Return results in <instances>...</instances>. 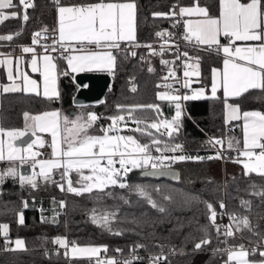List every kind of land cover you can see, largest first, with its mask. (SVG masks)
Instances as JSON below:
<instances>
[{
  "label": "trees",
  "instance_id": "obj_1",
  "mask_svg": "<svg viewBox=\"0 0 264 264\" xmlns=\"http://www.w3.org/2000/svg\"><path fill=\"white\" fill-rule=\"evenodd\" d=\"M94 1L98 0H59V4L56 0H31L34 7L25 10L16 0L18 16L0 23V36L12 35L13 39L0 40V49L17 52L21 46L33 43L34 33L53 29L57 5ZM175 1L134 0L135 42L139 47L135 56L127 51L113 55L115 66L110 74L111 82L100 101L74 104L72 98L77 87L72 74L63 71L59 78V98L22 92L3 94L0 106L1 128H25L24 113L34 116L59 109L63 117L78 123H84L89 113L95 114L97 119L87 128L89 136L103 134L112 117L123 115L124 123L129 125L125 133L139 140L142 145L148 144L150 150L154 146L153 139L158 140L159 144L185 139L192 150L205 151L212 147L206 135L221 138L225 142L230 138L227 135L229 129L232 128L236 134L240 130V115L243 112L257 110L264 113V89H250L228 99L221 94L187 99L185 105L190 119L185 121L183 131L173 132L169 136L165 128L159 127V131L146 129L149 124L167 119V101L159 100L157 92L162 90L163 80L171 83L174 81L175 77L169 76V73L174 72L176 54L164 50L146 52L143 45L159 39L160 36L156 35L158 32L164 33L172 27L174 16L170 13ZM180 3L183 7L194 3L204 6L212 16L219 12V0H180ZM261 12L264 13V0H261ZM25 13L27 21L23 19ZM154 13L167 15L156 16ZM210 51L212 49H194L188 56V61L199 62L200 85L206 88L210 82V70L217 64V59L209 54ZM65 59L57 60L62 65ZM150 67L153 69L151 72L148 70ZM133 87L135 91H132ZM226 102L238 108L239 119L226 120ZM147 105L157 107H136ZM73 110L76 113L70 114ZM136 120L144 123L137 125ZM137 127L151 132V136L134 131ZM234 159L231 156L227 160ZM116 167H120L119 162ZM143 169L146 168L127 174H123L120 169L117 185H109L103 191L94 188L80 195L67 190L69 178L73 187L79 189L81 186L77 174L62 178L64 171L61 168L54 169L47 180L37 176L33 180L36 187L27 182L21 184L17 177L4 176L0 179V225H7L8 233L0 235V264L105 262L100 257L71 258L67 248L72 246H100L101 254L114 256L139 253L140 257L133 264H151V254L166 257L160 260V264H228L226 247L237 248L243 245L249 248L251 243H264V196L254 194L264 191V176L253 172L246 176L244 172H239L224 180H210L200 176L196 170L197 173L191 168H182L179 180L173 182L142 177L140 171ZM119 183L127 186L121 188ZM61 184L64 185L63 191L59 187ZM138 189H143L158 207L153 208L148 199L139 194ZM242 200L249 203L242 205ZM221 203L229 215L234 214L240 220L247 218L252 230L249 231L241 224V230L234 232L233 236L218 232L209 220L207 205L211 204L214 209L220 210ZM159 208L164 211L161 212ZM106 213H115L106 226L93 222V216L99 218ZM21 216L23 223H20ZM232 222L236 230V222ZM16 238L23 241V249H14L13 241ZM58 238L65 239L67 247L54 243ZM203 239L209 243L199 250L195 249V244ZM250 258L259 256L256 252L250 253Z\"/></svg>",
  "mask_w": 264,
  "mask_h": 264
},
{
  "label": "snow or ice",
  "instance_id": "obj_2",
  "mask_svg": "<svg viewBox=\"0 0 264 264\" xmlns=\"http://www.w3.org/2000/svg\"><path fill=\"white\" fill-rule=\"evenodd\" d=\"M59 4V0H56ZM19 4L23 6L26 10L30 7H34L31 0H19ZM15 7L13 0H0V23L8 18H16L17 13L12 12L10 16L4 13V9ZM220 15L219 18L209 17L208 10L204 7H181L179 15L184 16L185 14L192 16L198 15L203 17V19L196 21H186L185 30L186 35L185 40L191 41L195 39V43L198 45H217V50L222 48L223 53L226 55L224 60V72H223V82L222 87L225 97L229 95L239 96L243 92H247L249 89H264V71H258L256 68L246 66L236 62V59L247 61L248 65H258L260 70H264V44L260 47L253 48H235L233 52L229 46L219 45L218 37L223 34L226 38H229L230 44L233 40H244V41H256L264 40V34L258 31L261 28L262 16L264 13L261 12V0H250L248 3H241V0H219ZM135 4L134 3H105L103 0L95 4L86 5H74V6H59L58 16H59V41H69L76 42L77 44L84 45L95 44L97 47L115 48L119 49L120 41H134L135 40ZM175 15V13H170ZM154 15H167L161 13H154ZM24 21L28 20V16L25 13L23 16ZM43 31H47L44 29ZM19 33H17L18 35ZM43 35V32H36L33 34V44L38 43L37 37ZM157 36H162L164 33H157ZM12 35L0 36V40H12ZM103 42V43H102ZM56 41H53L55 45ZM139 47V45H135ZM61 47L64 44L61 43ZM151 47V46H148ZM22 51L24 53L34 52L31 47H23ZM52 51H56L53 46ZM67 51V48H65ZM153 54H155L153 52ZM132 56H135V52H131ZM187 57L188 53L182 54ZM180 56H177L179 59ZM39 59L44 61V71L41 72L44 82V96L48 98L58 97L59 93L55 88V75L54 70L56 65L53 63V57L50 55H44ZM69 66L73 71H83L91 70L93 65H105L109 70L115 66V57L111 51H106L103 54L91 53L89 55L81 56H71L67 58ZM37 62V57L33 56L32 63L34 65L33 71H38L39 69L35 67ZM167 64V61H161ZM11 64V58L7 57L0 60V64ZM150 72L153 70L151 67L148 69ZM199 75L198 71L189 73L185 71V77L190 75ZM19 75V73H18ZM174 72L169 73V76H174ZM9 80H14L11 71L8 74ZM168 77H165L167 79ZM24 87L13 82L12 86L4 87V92H17V91H33L36 86V81L30 80L26 75L23 77ZM185 87L188 86V81H185ZM135 87L132 91H135ZM217 91V81H216V70H213V84H212V95L215 97ZM37 95L39 93L37 92ZM159 99H171L173 101H179L181 97L179 96H166L165 94H158ZM196 97L184 96L183 99H194ZM176 114L172 121H163V125L166 130H168V135L171 136L173 132L179 131L180 119H181V105L176 103ZM121 106H118V108ZM136 107H147L156 108L155 105L147 106H136ZM226 109L231 108L232 119H239L236 115L238 108L231 107L225 104ZM26 120V128L28 127L27 121H33L31 127L39 131H49L52 135V156L56 159L47 161H38L41 173L46 180L50 178V173L54 169L64 168L62 178L68 177L70 170L75 169L79 172L82 168H88L91 170L92 175L83 176L81 174L82 181H91L87 186L81 188H75L72 186V181L69 178L67 180L69 192H74L77 195L83 192H91L94 188L103 191L105 187L109 185H117L118 178L120 176V169L125 172L129 170L128 165L133 168L144 167L147 168L149 165L152 169H162L167 168L168 165L165 164V160H184L185 156H173V157H154L151 155L148 144H140L132 136H109L108 131L121 120H124V116L112 117L113 126L110 129L104 130V136H89L87 135V128L91 127L92 123L97 119L95 114L89 113L88 118L84 123H78L77 121H71L73 125L72 129H68L67 125L70 123L67 117L63 118V125L66 131L72 133L73 139H69L67 136H62L59 143L67 144V148L58 147L57 137L61 130V118L58 112H45L42 115L30 116L29 113H24ZM131 116V113H129ZM244 116V150L239 153L240 156L248 158V162L243 163V168L245 169L244 175H249L252 172L258 175L264 176V114L259 112H245ZM252 118V119H250ZM137 125L144 123L143 121L136 120ZM159 124L152 123L146 126L147 128H153L159 131ZM146 129H140L137 127L134 131H140L142 134H147L151 136V132H147ZM0 133H4L3 129H0ZM35 134V132H33ZM9 137L14 139H19L25 132L23 131H9L6 133ZM121 142H123V151H121ZM35 143V141H33ZM154 145H158L160 142L156 139L152 140ZM215 143L222 144V141L216 140ZM129 145L134 146L132 151H129ZM42 146V145H41ZM232 142L229 141L228 147L231 148ZM10 147V153L8 155L9 160H16L18 157L17 152L21 151L13 146ZM32 148V144L28 145V149ZM182 145H175L171 150L175 152L181 149ZM259 148L260 152L257 154L253 149ZM24 149L23 151H28ZM157 151H162L160 148ZM30 155L34 158L37 153L31 152ZM119 155L120 169L113 167L115 161L112 159L113 156ZM191 159V157H188ZM210 159L212 157H209ZM215 158H220L219 154ZM5 159L3 155V141H0V160ZM21 162L25 161L23 155L19 156ZM107 159V165H102L101 161ZM236 162H240L237 160ZM153 174V173H150ZM164 174V173H161ZM5 175H15V169L9 168L6 173H0V179H3ZM21 184L27 182L36 187L35 182L32 177L20 176ZM127 185L124 183H119V187L124 188ZM61 190H64V185H59ZM139 194L148 199V202L153 208L158 207L157 204L148 197V194L143 189H138ZM255 195L264 196V191L259 193H254ZM168 199V197H165ZM249 202L241 201L242 205H247ZM26 206V205H25ZM63 202H61V207H63ZM210 216L209 220L215 225L216 212L211 204L207 205ZM224 204L221 203V208ZM161 212L164 211L163 208H159ZM115 213H106L103 217L93 216L94 223H102V226H106L109 218L114 217ZM230 220L236 222V231H240V225L242 224L245 228L251 231V227L247 218L240 220L234 214L229 216ZM20 223H23V217H20ZM217 231L219 232V226ZM226 231L224 235L233 236L234 232L231 226H225ZM0 229H5L4 235H7L6 229L7 225H0ZM119 234V233H117ZM54 243H59L61 246L66 247V241L63 239H57ZM209 243L207 239H203L195 244V249L199 250L203 245ZM15 246L17 249H22L24 244L22 240H16ZM140 247V246H137ZM73 253H86L95 255L101 251L100 248L87 247V248H76L73 247ZM106 251V249H105ZM119 251V250H118ZM256 252L254 248L252 254ZM261 257H264V251L260 253ZM249 252L244 249L243 245L239 246L238 250H229V261L233 259L238 260V264H249L246 257ZM138 259V257H133L131 260H126L123 264H133V261ZM161 259H166V257L158 256L151 258V264H160ZM97 264H119L115 259L107 260L106 262L97 261ZM264 264V260L260 262Z\"/></svg>",
  "mask_w": 264,
  "mask_h": 264
},
{
  "label": "crops",
  "instance_id": "obj_3",
  "mask_svg": "<svg viewBox=\"0 0 264 264\" xmlns=\"http://www.w3.org/2000/svg\"><path fill=\"white\" fill-rule=\"evenodd\" d=\"M99 2H101V0L94 1V2L79 3V4L57 5L55 8L56 22H55L54 28L57 30L58 36H59V16H58V7L59 6L68 7V6H74V5L95 4V3H99ZM103 2H105V3H134L135 4L134 0H103ZM248 2H250V1H247V2L241 1V3H248ZM13 4L15 5V7H11V8H7V9L3 10L6 15L10 16V14L12 12H16L17 16H18V11L16 9V5H17L16 0H13ZM196 6L204 7V6L195 4V3L187 5L185 7H196ZM219 15H220V7H219V12L217 15L212 16L209 14V17L219 18ZM200 19H203V17L198 16V15L189 16V15L185 14V22L186 21H196V20H200ZM5 20H7V19H5ZM262 20H264V16H262ZM258 31H260L262 34H264V23H262L261 28ZM218 39H219V45L229 46L233 52L235 51V48H237V47H239V48L253 47V48L258 49L260 47V45L264 44V40H256V41L233 40V42L230 44L229 38H226L225 36H223V34H221L218 37ZM192 40L195 42L194 38ZM134 41H136V8H135V40ZM134 41H131V42H134ZM123 42H129V41H123ZM64 43L71 44L74 42L64 41ZM23 47H31L34 49V52L24 53L22 51ZM198 47H200L198 49L205 50V51L208 49H212V51H210L209 54L214 55L215 59H217V64L212 66V68L210 70V82H209V86L206 88V87L200 85L199 62L197 60L188 61L189 65L192 67V69H191V71H189V73H193L194 71H198V73H199V75L193 74V75H190V76L185 78V81L186 80L188 81V87L191 89V93H190L189 97H192V95L194 94V88L195 87L204 88L206 90L205 92L208 95V96H203V92L198 93L197 94L198 98H200V97H202V98L213 97V95H212V84H213V70L214 69L216 70V81H217V91H216L215 96L221 94L224 98H227V99L237 97L236 95H229L228 97H225V95H224V91H223V87H222L223 72H224V60L228 57H226V55L223 53L222 48H220V50H217V45H212L211 47H209L208 45H198ZM0 48H2V47H0ZM104 52H106V51L76 52V53L71 54L69 57L89 55L91 53L103 54ZM44 55H50V54L39 52L37 46L33 43L21 46L17 52H10V51H5V50L0 49V60L7 58V57H10L11 61H12V63L10 65L6 64V63L0 64V106H1V98H2L3 94L22 92V93L37 95V92H38L39 96L45 97L43 94L44 82H43V77L41 76V72L44 71V61L39 59L40 57H42ZM33 56L37 57V62H36L35 67H37L39 69L38 71H33V67H34V65L32 63ZM50 56H52V55H50ZM236 62L240 63V64H244L246 66L256 68L258 71H264V70H260L258 65H248L247 61H242V60L236 59ZM53 63L56 65V68L54 70L55 88H56V91L59 93V95H58V97L54 96L52 98H59L60 97L59 78H60V74L63 71H67V72L71 73L72 79H73L74 74L79 73V72H106V73L111 74L112 70L114 69V68H112L111 70H109L108 67L105 65H93L91 70L86 69L83 71H73L72 68L68 64L67 58L62 63L63 66L59 63V61L55 57H53ZM9 71H11L14 80H9V78H8ZM18 73H19V75H18ZM25 75L30 80H34L37 82L36 86H33L34 87L33 91H28V92H25L23 90L17 91V92H4L3 91L4 87L12 86L13 82L20 85L21 89H23V87H24L23 77ZM158 94H165L166 96H169V97L174 96L173 94H170L163 89L159 90L157 92V98H158ZM46 98H48V97H46ZM159 100L167 101V104L171 101V99H159ZM227 104L230 105L231 107L236 108V106L233 103L227 102ZM46 112H49V113L58 112L60 114L61 130H60V133L58 134V137H57L58 147H62V148L66 149L67 144H60L59 143L61 137L67 136L69 139H73V136H72V133L70 131H66L64 128V125H63V118L64 117L62 116L61 111L58 109V110H50V111H46ZM245 112H259L261 114H264V113L257 111V110L245 111ZM245 112H243L240 115L241 116L240 130L234 136H230V138L224 142V145L226 147H228L229 141H231L232 145H233L232 147L238 146V147H243V149H244V131H243V129H244L245 120H244L243 114ZM43 113H45V112L38 113L36 115H42ZM227 113L230 114V117H226ZM238 114L239 113L237 112L236 115L238 116ZM36 115H34V116H36ZM231 117H232L231 108L226 109V107H225V118H226V120L227 121L233 120ZM250 119H252V118H250ZM71 121H75V120H69L70 123L67 125L68 129H72V127H73V125L71 124ZM32 124H33V121L30 120L27 128L25 127V128L3 129L4 133H0V141H3V155L5 157V159L0 160V173H6L9 168H14L15 169V175H9V176L17 177L20 179V176L23 175L24 177H32L34 180L37 176H42V175H40L41 169H40L39 163H36V162L56 159L55 157L52 156V154L49 158H43L42 154L39 150V148H41L44 144H48V146L50 147V150L52 152V147H51L52 135H51V132L36 130L33 127H31ZM0 129H2L1 126H0ZM9 131H23V132L31 133L33 136L32 140L30 141V143L32 144V148L28 149L27 147H20L19 144L14 143L13 141L15 139L6 135V133ZM33 132H35V134H33ZM123 134H124V136H129L126 133H123ZM34 140L36 142L32 143V141H34ZM137 142L140 143L139 140H137ZM10 145L15 147L16 149L21 150V151L16 153V155L18 157L16 160H9L7 158L9 153H10V147H9ZM24 149H28V151H23ZM253 151L257 154L260 152V150H258V148L253 149ZM31 152H35V153H37V155L33 158L30 155ZM20 155H23L25 157L24 162H21V160L19 159ZM235 158L236 159H234V161L233 160H227L224 163L221 162L218 158L204 160V161H197V162H188V163L182 164L179 167V170H181L182 168H191L194 171L196 170L200 176L202 175V177H205L206 179L224 180L228 176H234V175L238 174L239 172H245V169L243 168V163L248 162V158L244 157V156H239V157H235ZM112 159L116 163V161L119 162L120 157H119V155H116V156H113ZM104 160H106V159H104ZM237 160H239L240 162H236ZM23 165H28L30 167L29 173H27V172L22 173L21 172L20 168ZM61 169L64 171L63 167H61ZM86 171L87 170L83 169V170H79V172H78L75 169H73V170H70L69 175H71L73 173L75 175L77 174L79 184L81 186H85V184L81 180V174L83 175ZM253 173H255V172H253ZM5 176H7V175H5ZM4 232H5V229H0V235H4ZM6 232L8 233V229H6ZM16 240H21V239L16 238L13 241V247L16 250H21V249L16 248V246H15ZM87 247H96V248H100L102 250V248L100 246H80V247H76V248H87ZM23 248H24V246H23ZM72 249H73V246L67 248L68 255L71 258H73V257H98L101 254V251L95 255L86 254V253H79V252L73 253ZM238 249H239V247L231 248L230 250L235 251ZM244 249L249 252V255L246 257V259L249 261V264H260V262L262 260H264V257H261L259 254L261 251H264V249L256 251L259 258H250V253H252V252L247 248H244ZM226 262L228 264H238L237 259H233L232 261H229V251H227V253H226Z\"/></svg>",
  "mask_w": 264,
  "mask_h": 264
},
{
  "label": "built area",
  "instance_id": "obj_4",
  "mask_svg": "<svg viewBox=\"0 0 264 264\" xmlns=\"http://www.w3.org/2000/svg\"><path fill=\"white\" fill-rule=\"evenodd\" d=\"M183 7L180 3V0H176L175 4L172 8V13L174 12V20L172 27L164 32V35L160 36L159 39L155 41H151L148 43H145L143 45L146 52L150 51H157V50H164L170 53L176 54V62H175V68H174V81L171 83L167 80H163L161 82V87L163 90L167 91L170 94H173L174 96H179L181 99L179 101H173L171 100L167 104L168 112H167V120L169 122L172 121L173 117L176 114V103H180L181 105V119H180V126L179 131H183L185 121L189 120V115L186 110V100L183 99L184 96H189L191 93V89L187 86L185 87V71H191L192 67L188 63V56L189 54L194 50L198 49V45L193 41L185 40L184 36L187 34L185 30V15L180 16V8ZM38 32H43V35L40 37H37V40L39 41L35 45L37 46L39 52L50 54L56 59H63L68 58L71 54L76 52H99V51H111L112 54H116L120 51H127L131 54V52H135L138 47L137 43L134 42H119V49L115 48H106V47H97L95 44H87L84 45L77 44L76 42L68 44L64 42L59 41L58 32L55 28L53 29H47V31L39 30ZM53 41H56L55 45H53ZM61 43L64 44V47H61ZM103 43V42H102ZM56 48V51H52V47ZM151 46V47H148ZM65 48H67V51H65ZM187 52L188 56L185 57L182 54ZM180 56L179 59H177V56ZM228 136H234L235 131L231 128L227 131ZM207 140L211 143L212 147L205 151H194L192 150L185 139H180L178 142L175 143H165V144H158L154 145L152 149L150 150L151 155L154 157H160V156H166V157H173V156H185L186 159L184 160H165V164L168 165L167 168L171 167H177L179 168L182 164L188 163V162H197V161H204L209 160V157H212L211 159H214L217 154H219L220 158H218L221 162L227 161L228 158L232 157H239V153L243 151V147H226L224 145V141L221 138H212L208 135H206ZM216 140L222 141V144L215 143ZM264 142V141H262ZM182 145L181 149L176 150L173 152L171 149L175 147V145ZM160 148L162 151H157L156 149ZM42 157L43 158H49L52 154L50 147L48 144H44L41 148H39ZM258 150H260L258 148ZM188 157H191L189 159ZM117 162V161H116ZM118 163V162H117ZM114 168L118 169L116 167V164L113 165ZM214 209V208H213ZM216 218H215V225L219 226V232L225 233L226 227L225 226H231L233 232H236L235 227L233 225L232 220L229 219V214L227 210L225 209V206L220 209L216 210ZM210 216V213H209ZM211 222V221H210ZM212 224V223H211ZM213 225V224H212ZM215 229L217 230V227ZM226 236V235H225ZM245 248V247H244ZM256 249V251L264 249V243H251L249 244V249L251 252L253 249ZM231 248L226 247L225 251H229ZM162 255H149V258H154ZM98 257L100 259L104 260L105 262L110 259H115L119 264H123V262L126 259H133V257H140L139 253H128L125 255H107V254H101Z\"/></svg>",
  "mask_w": 264,
  "mask_h": 264
},
{
  "label": "water",
  "instance_id": "obj_5",
  "mask_svg": "<svg viewBox=\"0 0 264 264\" xmlns=\"http://www.w3.org/2000/svg\"><path fill=\"white\" fill-rule=\"evenodd\" d=\"M73 82L77 89L72 98V101L76 105H82L87 103H94L100 101L111 82V76L106 72H79L73 76ZM73 110L70 114H75ZM31 133H27L22 138L15 141L16 144H27L32 140ZM22 173H29L30 167L28 165L21 166ZM153 173V174H150ZM164 173V174H161ZM142 177H148L153 179H166L169 181H178L180 178V170L177 167L152 169L151 167L140 171Z\"/></svg>",
  "mask_w": 264,
  "mask_h": 264
},
{
  "label": "rangeland",
  "instance_id": "obj_6",
  "mask_svg": "<svg viewBox=\"0 0 264 264\" xmlns=\"http://www.w3.org/2000/svg\"><path fill=\"white\" fill-rule=\"evenodd\" d=\"M201 91V92H200ZM206 90L204 89V88H202V87H195L194 88V94L192 95V97H196V98H198L197 97V94L198 93H202L203 92V96H208L207 95V93L205 92ZM205 94V95H204ZM200 98H202V97H200ZM123 116V115H122ZM125 117V116H124ZM226 117H230V114L229 113H227L226 114ZM125 120V119H124ZM124 120H121V121H118L114 126H113V120L111 121V123L109 124V125H107L106 126V128H105V130H108V129H110V126H113L112 128H111V130H109L108 131V135L109 136H124V134L123 133H125V131H126V129L128 128V124L127 123H124ZM163 121H168L167 119H160L158 122H156L157 124H159V126L161 127V128H165V126L163 125ZM27 124H29V122L27 123ZM166 129V128H165ZM25 131V130H24ZM168 131V130H167ZM27 134V132H25V135ZM25 135H23V136H25ZM105 135V131H104V133L103 134H101V135H98V136H104ZM22 136V137H23ZM22 137H20V138H22ZM125 137H127V136H125ZM37 139V138H36ZM16 140H18V139H15L13 142L15 143V141ZM35 141V140H34ZM36 142V141H35ZM32 143H33V141H32ZM29 144H31L30 142L28 143V144H21L20 145V147H27L28 148V145ZM121 151H123L124 149H123V142H121ZM67 148V147H66ZM133 148H134V146H132V145H129V151H132L133 150ZM107 159L106 160H102L101 161V164L102 165H107ZM117 163V162H116ZM116 163H114V165L116 164ZM149 167H151L150 165H149ZM128 168H129V170L127 171V172H125L123 169V174H127V173H129V172H136L135 170H137V171H139V169H141V168H143V167H138V168H133V167H131V165H128ZM21 169V168H20ZM87 170L84 174H83V176H88V175H92V172H91V170L90 169H88V168H82V169H80V170ZM119 169H120V167H119ZM134 170V171H133ZM84 184H85V186H87V184H89V183H91V181H82ZM81 187H83V186H81ZM81 187H79V188H81ZM63 240H65V239H63ZM65 247V246H64ZM66 247H67V242H66Z\"/></svg>",
  "mask_w": 264,
  "mask_h": 264
}]
</instances>
